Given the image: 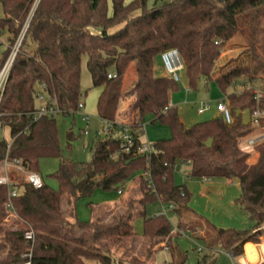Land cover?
Segmentation results:
<instances>
[{"label": "trees", "instance_id": "16d2710c", "mask_svg": "<svg viewBox=\"0 0 264 264\" xmlns=\"http://www.w3.org/2000/svg\"><path fill=\"white\" fill-rule=\"evenodd\" d=\"M110 1L108 15L106 0H0V35H8L0 69L24 32L0 104L2 122L12 139L8 153L5 142H0V161L19 159L27 172L36 174L41 158L54 157L59 162L53 175L58 190L44 183L33 189L21 180L14 186L16 196L10 198V189L0 186V264L24 262L29 248L24 240L27 230L34 234L30 264H112V252L129 251L139 239L135 219L142 222L141 252L146 259L151 257L160 241L171 239L172 228L163 215L147 218V204L156 200L172 204L177 229L188 225L180 218V210L189 211L190 194L184 185L173 182L181 165L188 167L189 179L238 182L241 195L237 203L253 225L246 230H215L210 237L204 233L203 239L206 249L218 247L235 259L242 257L247 243L260 244L264 237V140L253 146L257 155L253 164L248 162L250 153L240 148L241 141L256 129L251 120L244 123L241 114L248 112L251 119L263 108L253 88L260 85L264 89V58L255 49L258 36L264 33L260 27L264 0H156L149 9L146 0ZM236 36L245 41L242 54L213 77L223 50ZM27 44L34 46L31 55L25 50ZM168 49L178 51L190 89L202 79L214 80L230 110V124L216 117L183 126L169 99L178 85L167 77L154 76V58ZM83 57L91 88L101 90L97 116L112 123L124 96L126 71L135 64L133 99L128 106L134 117L130 128L138 129L143 118L152 115L154 122L167 125L171 132L169 139L153 144L154 153L148 160L138 153L141 142L136 135L127 152L120 139L108 137L94 143L87 163L63 159L55 119L33 120L38 92L53 98L62 115L76 112ZM109 75L115 77L108 79ZM236 85L247 88L240 94L227 92ZM146 172L148 181L144 180ZM132 179L138 197L125 200L109 220L95 217L81 222L76 218L78 199L96 190L122 193ZM9 202L23 225L4 232L2 221ZM207 261L204 256L197 264ZM168 264L185 263L173 260Z\"/></svg>", "mask_w": 264, "mask_h": 264}, {"label": "rangeland", "instance_id": "374dc122", "mask_svg": "<svg viewBox=\"0 0 264 264\" xmlns=\"http://www.w3.org/2000/svg\"><path fill=\"white\" fill-rule=\"evenodd\" d=\"M107 1L108 15L111 14V1ZM132 0H124L126 4ZM156 0H146L147 8H152ZM1 16V11H0ZM261 28L264 29V15L260 18ZM255 49L258 54L264 58V33L263 31L256 40ZM28 45V44H27ZM241 45V47H240ZM8 47V35L4 32L0 35V56L5 48ZM245 48V41L242 37L236 36L225 47L222 52V59L217 63L213 71V77H216L221 69L229 60H236L237 56L242 54ZM29 55L34 51V46L28 45L25 49ZM154 68L158 74H165L159 57L154 58ZM131 70H135V64H131ZM206 83V84H205ZM132 82H128L124 91V96L128 95L132 90ZM178 88L170 94V102L177 109L178 116L183 120L184 126L190 127L194 124L207 121L210 115L215 114L216 102L223 98V93L216 86L214 80H200L195 89H190L185 76L181 74V80L177 83ZM260 91L264 89L260 85H256ZM233 91L229 89L227 92ZM80 92L81 99L79 103L84 105V109L76 111L74 114L57 115L54 117L57 132L58 146L63 159H71L77 163H87L92 157V147L98 139H103L100 135L102 130L101 120L97 116V104L101 95L100 89H92L89 73L86 69V57L82 58L80 67ZM123 96V97H124ZM122 97V98H123ZM121 98V99H122ZM128 102V101H127ZM129 101L126 106V111L122 116V120L127 126H132L134 122L133 115L128 113ZM120 103V102H119ZM203 103L209 104V109L203 114L198 113L200 105ZM122 106L118 107L121 110ZM117 110V112H118ZM83 115L88 118L84 119ZM243 121L248 120V114H243ZM251 120V119H250ZM264 124V121L262 122ZM140 140L142 144L153 145L158 140H167L171 136L170 129L167 125L160 122H154L152 115H146L141 122ZM73 136V140H69V136ZM5 138H9V131L6 130ZM245 152H248L244 149ZM253 154H250L248 162L253 161ZM58 161L54 157H44L38 161L37 173L41 177L42 182L49 188L58 190V183L53 178L57 171ZM188 167L181 165L176 168L173 176V182L176 186L184 185L190 194V200L187 204L189 211L180 210V218L187 222L188 225L180 227L174 232L173 228L177 227L178 218L171 210H168V205L161 204L156 200L146 205L145 215L147 218L164 215L169 221L172 228L171 239L162 240L155 247L151 257L144 256L141 252V234L142 222L140 219L134 221V231L138 235V240L134 243L129 251L121 249L111 254L112 264H133L130 260L134 259L138 263L134 264H168L171 261L183 260L185 264H197L198 260L207 256L206 264H232L230 257L218 247L206 249L204 242V233L208 236H213L215 230H246L253 225L247 213L238 205L237 200L241 195L240 187L231 181L222 179L208 180L204 182L202 179L187 178ZM136 180L128 181L122 193L111 191L102 192L100 190L88 198L78 199L75 202V216L81 222H88L95 217H100L102 220H109L111 213H118L123 206L125 200L137 198ZM65 200V199H63ZM115 207H109L114 206ZM64 215L67 214L66 207H63ZM194 227V229L192 228ZM22 226H19L21 228ZM264 240L261 238L260 243ZM199 248L202 249L199 252ZM237 259H234L236 261ZM259 262V258L255 263ZM86 264H98L94 261L86 262Z\"/></svg>", "mask_w": 264, "mask_h": 264}, {"label": "built area", "instance_id": "2783aa9c", "mask_svg": "<svg viewBox=\"0 0 264 264\" xmlns=\"http://www.w3.org/2000/svg\"><path fill=\"white\" fill-rule=\"evenodd\" d=\"M23 34L20 35L19 39L16 41L14 47L11 49V52L4 62L3 66L0 69V104L2 101L3 93L5 90V86L14 62V59L16 57V54L19 50ZM159 62L163 68V71L165 73V76L170 79L174 83H179L181 80V74L185 73L184 64L183 61L176 49H168L166 51H163L158 55ZM114 75H109L108 79L114 78ZM247 87L236 85L234 89L235 94H240L244 89ZM40 89H43V86H40ZM253 93L255 95V100H263V108L262 110H256L251 117V122L253 126L258 127L260 122L264 121V92L260 91L258 88H253ZM36 103H37V109L33 113V120H37L41 117H49L54 118L57 115H61V111L58 109L56 105V101L53 98H50L46 94H43L41 92H38L36 94ZM171 106V105H170ZM84 105L82 103H78L77 110H83ZM209 109L208 103L201 104L198 113L203 114ZM216 112L218 114V117L222 118L226 124L231 123V115L230 110L227 107L226 99L224 98L222 101L217 102L215 106ZM76 110V111H77ZM84 119L88 121V118L83 115ZM101 126L102 130L100 132V135L103 136V138L110 137V133L112 130L116 127L114 123L106 120H101ZM118 129L120 131V144L121 148L124 149L125 152H127L130 148L134 145V139L135 135L132 131V129L127 125H119ZM6 133V127L4 126L2 122V114L0 113V142H5L6 144V153H8L10 149V145L12 143V139L5 138ZM264 140V135L259 139H248L246 140V145L248 147L254 146L255 144L259 143L260 141ZM138 153L142 156H145L146 159H149V156L154 153V147L150 144H142L140 143L138 147ZM21 180L26 182L28 185H30L33 189H40L43 186V182L41 177L36 173L27 172L25 167L22 165L21 160L14 159L12 161H8L6 158L1 162L0 165V186H5L10 189L9 197L14 198L16 196V191L14 189V186L18 184ZM144 180H149V174L146 172L144 173ZM204 182H207L208 180L202 179ZM7 213H12V205L11 202H9L6 206ZM173 205H168V210H173ZM14 215V214H13ZM164 216V215H163ZM23 225V224H22ZM173 231L176 232L179 230L175 226L173 228ZM24 240L29 244V248L27 249L26 253L23 255V258L25 259L22 264H30V257H31V251H32V245L34 240V234L31 230H27L24 233ZM264 246V245H263ZM199 252L202 251L201 248L198 250ZM227 255L230 257L232 264H251L247 261H245V254L238 258L236 261L233 262L235 258L232 257L231 254L227 253ZM261 257L259 258V255L257 253V259L259 258V262L257 264H264V248L261 250Z\"/></svg>", "mask_w": 264, "mask_h": 264}, {"label": "crops", "instance_id": "0c3cea01", "mask_svg": "<svg viewBox=\"0 0 264 264\" xmlns=\"http://www.w3.org/2000/svg\"><path fill=\"white\" fill-rule=\"evenodd\" d=\"M222 59V56H221V58H220V60ZM219 60V61H220ZM161 65V64H160ZM162 67V66H161ZM163 69V68H162ZM158 72L159 71H157V69H155L154 68V76L155 77H166L165 76V74H158ZM134 78H135V70H131V65L129 66V68H128V70L126 71V74H125V78H124V82H123V90L126 88V85H127V83L128 82H134ZM187 79V78H186ZM206 84V83H205ZM97 90V89H96ZM233 92H234V90H233ZM225 97L223 96V98L221 99V100H219V101H222L223 99H224ZM132 99H133V95L131 94V93H129L127 96L125 95L121 100H120V103H119V107L120 106H122V109L121 110H118V112H117V114H116V119H115V121H114V124H115V128L112 130V132L110 133V137L111 138H115V139H120V136H121V134H120V131H119V129H118V126L119 125H127L126 123H124L123 122V118H122V116L124 115V113H125V111H126V106L128 105L127 103L129 102V101H132ZM170 99V98H169ZM128 101V102H127ZM219 101H217V102H219ZM217 102H216V104H217ZM170 105L172 106V107H174L172 104H171V102H170ZM201 106V105H200ZM199 110V109H198ZM248 114V112H243L242 114H241V116H243V114ZM216 117H218V114H217V112H216V109H215V114L214 115H210L209 117H208V119H207V121H209V120H211V119H213V118H216ZM180 118V117H179ZM180 121H181V123L183 124V120L180 118ZM243 121V120H242ZM250 121V116H249V114H248V120L247 121H243L244 123H247V122H249ZM263 122V121H262ZM183 126H184V124H183ZM185 127V126H184ZM132 131H133V133H134V135H136L137 137H138V139L140 140V132L142 131L141 130V125H140V127L138 128V129H136V128H132ZM264 135V124H262L261 123V126H258V127H256V129H255V131H254V133H253V135H251V136H249V137H247V138H245V139H243L242 141H241V143H240V148L242 149V150H246V151H248L250 154H253L252 155V158H253V161L251 162V164H253L255 161H256V159H257V155H256V153L253 151V146H251V147H248L247 145H246V140H248V139H259V138H261L262 136ZM69 140L70 141H72L73 140V136L72 135H70L69 136ZM140 142H141V140H140ZM261 142V141H260ZM259 142V143H260ZM258 144V143H257ZM256 145V144H255ZM3 160H1L0 161V165H1V162H2ZM134 188H136V186L134 187ZM115 206H117V204H115L114 206H109V207H115ZM62 211H63V205H62ZM19 226H22V223L17 219V217L15 216V215H13V214H10V213H5V217H4V219H3V221H2V228H3V231L4 232H7V231H9V232H13V231H16L17 230V228L19 227ZM2 238V237H1ZM247 244H250V243H247ZM246 244V245H247ZM250 245H253V246H255V249H256V253H258V255H259V258L260 259H262V257H261V250H262V246L264 245V240L260 243V244H250ZM244 248H245V246H244ZM244 254H245V251H244Z\"/></svg>", "mask_w": 264, "mask_h": 264}, {"label": "bare ground", "instance_id": "6f19581e", "mask_svg": "<svg viewBox=\"0 0 264 264\" xmlns=\"http://www.w3.org/2000/svg\"><path fill=\"white\" fill-rule=\"evenodd\" d=\"M264 248V246H262ZM245 251V261L249 263H255L257 261V253L255 246L247 244L244 248Z\"/></svg>", "mask_w": 264, "mask_h": 264}, {"label": "water", "instance_id": "95a60500", "mask_svg": "<svg viewBox=\"0 0 264 264\" xmlns=\"http://www.w3.org/2000/svg\"><path fill=\"white\" fill-rule=\"evenodd\" d=\"M234 183H235V184H237L238 182H237V181H235Z\"/></svg>", "mask_w": 264, "mask_h": 264}]
</instances>
